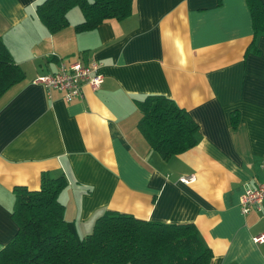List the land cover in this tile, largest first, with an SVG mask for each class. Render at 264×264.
Segmentation results:
<instances>
[{
  "label": "crops",
  "instance_id": "obj_1",
  "mask_svg": "<svg viewBox=\"0 0 264 264\" xmlns=\"http://www.w3.org/2000/svg\"><path fill=\"white\" fill-rule=\"evenodd\" d=\"M34 1L0 0V40L23 72L0 94V246L16 228L12 186L37 188L47 171L65 178L57 199L79 236L107 208L193 222L209 264H264V240L251 239L264 233V203L247 213L238 204L264 175V0L253 45L245 0H132L128 15L82 31L72 28L82 19L73 6L54 32ZM75 59L97 61L102 75L81 97L64 101L31 81ZM144 94L185 108L196 144L168 159L148 148L135 127Z\"/></svg>",
  "mask_w": 264,
  "mask_h": 264
},
{
  "label": "trees",
  "instance_id": "obj_2",
  "mask_svg": "<svg viewBox=\"0 0 264 264\" xmlns=\"http://www.w3.org/2000/svg\"><path fill=\"white\" fill-rule=\"evenodd\" d=\"M251 16L253 40L263 24L261 0H245ZM132 0H36L33 11L54 32L68 24L66 11L76 6L82 19L74 31L93 28L107 18L120 19L131 11ZM23 72L0 40V94L20 80ZM139 116L135 127L146 146L163 159L197 142L198 125L188 111L164 94L134 99ZM237 113H230L232 125ZM61 173L41 171L37 188H11L10 217L16 228L0 246V264H209L211 249L191 221L143 219L127 212L103 209L93 217L90 231L79 236L64 219L57 193L65 185Z\"/></svg>",
  "mask_w": 264,
  "mask_h": 264
},
{
  "label": "built area",
  "instance_id": "obj_3",
  "mask_svg": "<svg viewBox=\"0 0 264 264\" xmlns=\"http://www.w3.org/2000/svg\"><path fill=\"white\" fill-rule=\"evenodd\" d=\"M99 63L93 59L86 62L80 60L63 61L59 60L57 66L52 71L40 73L31 80L39 84L46 90L54 89L60 92L64 101H70L81 97L82 86L88 85L90 88H96L102 80V75L98 71ZM264 171V160L262 162ZM179 179L183 182H189L194 179L192 175H182ZM264 203V175L255 185H246L238 198V204L242 213H247L251 209L260 211ZM254 242L264 240V233L251 236Z\"/></svg>",
  "mask_w": 264,
  "mask_h": 264
}]
</instances>
